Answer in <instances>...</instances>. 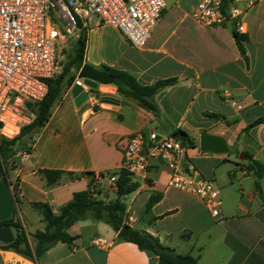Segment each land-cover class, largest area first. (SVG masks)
I'll return each instance as SVG.
<instances>
[{"label": "crops", "instance_id": "obj_1", "mask_svg": "<svg viewBox=\"0 0 264 264\" xmlns=\"http://www.w3.org/2000/svg\"><path fill=\"white\" fill-rule=\"evenodd\" d=\"M200 1L166 0L162 17L143 47L133 46L117 26L101 22L96 15L86 25L82 23L87 31L84 64L130 71L142 84L170 77L178 82L158 93L162 113L156 117L134 102L123 101L114 82L99 83L86 91L87 97L78 99L73 92L75 80L54 106L48 123L34 136L29 156L17 151L15 168L6 170L7 178L0 173V222L14 219L27 233L43 230L45 221L35 211L42 214L35 203H48L57 212L76 191L88 189L91 178L95 196L114 199L116 189L104 186L107 178L97 186L94 176L120 169L128 138L137 131L169 136L182 128L197 143V147L187 146L184 168L216 182L221 215H212L199 195L169 186L172 169L151 158L143 173L133 175L139 188L125 197L129 199L127 222L179 254L197 256L200 264H264V175L260 193L247 159L240 158L249 152L264 163V123L247 128L264 117V0H255L240 17L215 26L201 24L194 16ZM56 18L52 17L61 34L58 43L72 37L75 46L82 27L68 32ZM237 21L243 23L248 36L244 42L248 62L234 37ZM203 130L223 135L230 151H202ZM43 169L65 172L50 186ZM82 172L86 174L78 177ZM234 180H238V189ZM156 192L162 197L146 213ZM10 195L17 199L18 215ZM69 231L78 236L72 244L58 242L38 260L1 249L2 264H158L154 252L121 238L103 221L89 218ZM29 237L35 246L36 239ZM100 238L104 245L98 242Z\"/></svg>", "mask_w": 264, "mask_h": 264}, {"label": "built area", "instance_id": "obj_2", "mask_svg": "<svg viewBox=\"0 0 264 264\" xmlns=\"http://www.w3.org/2000/svg\"><path fill=\"white\" fill-rule=\"evenodd\" d=\"M254 4L255 0H232L226 11L222 0H201L194 16L204 25H222ZM166 6V0H0V138L12 139L35 121L31 105L46 97L48 81L61 71L57 53L61 34L53 13L65 22L68 32L78 29L79 20L86 25L96 15L101 22L117 26L133 46L143 47ZM235 27L244 31L240 21ZM76 83L89 91L82 79L77 78ZM18 155L27 157L29 150ZM186 156L187 146L179 137L137 131L124 146L120 169L136 175L148 168L151 158L160 159L172 169L169 186L199 195L212 215L219 217L222 198L216 182L199 176L196 170L185 173ZM96 177H106L116 188L118 174ZM98 242L105 244L101 238Z\"/></svg>", "mask_w": 264, "mask_h": 264}, {"label": "trees", "instance_id": "obj_3", "mask_svg": "<svg viewBox=\"0 0 264 264\" xmlns=\"http://www.w3.org/2000/svg\"><path fill=\"white\" fill-rule=\"evenodd\" d=\"M224 10H228L232 0H222ZM82 27V22L79 20ZM234 37L240 48V51L249 61L246 54L244 42L248 39L247 34L239 32L236 27L233 28ZM87 45V31L82 27L80 35L71 53L62 63L59 74L48 81L49 90L46 97L31 105L36 113L35 121L23 128L21 133L12 138H0V173L7 178V172L4 166L16 155L17 147H23L30 150V143L34 136L48 123L52 116V111L56 103L61 99L64 91L71 87L84 64V56ZM100 69L108 71L115 78V84L118 87L119 94L125 95L138 101L145 109L151 111L156 117L161 116V108L156 99L158 93L163 89L172 86L178 82V78L170 77L159 79L152 84H142L137 77L130 71L102 64ZM93 90V89H92ZM121 97V96H120ZM123 98V97H121ZM105 99L119 101V98L106 97ZM123 101L128 102L123 98ZM219 117L218 114H215ZM260 123H264V117L258 118L251 122L247 128H251ZM246 128V129H247ZM173 135L179 137L188 147H197L192 135L182 128H178ZM247 168L255 176V184L258 191L262 192L261 179L264 175V163L254 158L246 152ZM42 174L45 176L48 185L57 184L64 170L60 169H43ZM118 174L116 181V197L109 201L98 198L94 195L92 189V178L88 189L76 191L73 198L60 207L55 212L52 206L44 202H36L45 221V229H38L35 232L27 233L23 225L14 219H8L0 222V227L4 225L11 226L15 230V239L8 244L1 242V249L14 250L30 259L38 260L48 249L58 242L72 244L77 235L70 233L69 229L75 223L92 218L97 221H103L116 230L119 236L125 240L136 243L140 249H148L158 256V264H200L199 258L193 254H179L175 249L165 246L159 238L149 232L131 226L127 222V204L125 197L139 188L133 174L125 169H119L114 172ZM85 172L77 174L78 177L85 175ZM162 197V193H153L147 203L146 213H149L153 205ZM31 235L37 243L33 246L30 242ZM0 264H2L0 254Z\"/></svg>", "mask_w": 264, "mask_h": 264}, {"label": "water", "instance_id": "obj_4", "mask_svg": "<svg viewBox=\"0 0 264 264\" xmlns=\"http://www.w3.org/2000/svg\"><path fill=\"white\" fill-rule=\"evenodd\" d=\"M78 77L83 79L84 84L89 86L91 89L98 87L99 83H113L115 78L108 71L94 67L89 63H85L79 73ZM74 94L77 95L78 99L85 98L88 93L83 90L82 86L76 84L73 88ZM121 97L134 102L135 104L143 107L138 101L129 98L125 95L119 94ZM144 108V107H143ZM200 148L204 152H212L218 154H225L230 151V146L227 139L223 135L212 134L206 130L201 132L200 137ZM240 158L247 159L248 156L244 153L240 154ZM15 239V233L11 226L4 225L0 227V241L3 243L13 242Z\"/></svg>", "mask_w": 264, "mask_h": 264}, {"label": "rangeland", "instance_id": "obj_5", "mask_svg": "<svg viewBox=\"0 0 264 264\" xmlns=\"http://www.w3.org/2000/svg\"><path fill=\"white\" fill-rule=\"evenodd\" d=\"M53 17H54V13H53ZM56 19L58 20V22H59L61 27H64L65 29H67V26H66L65 22L61 18H56ZM73 42H74V38L71 37L70 39H68L66 41H60L58 43V45H57V53H58V58L61 61V64L67 58L68 53H71L73 51V48H74V43ZM17 150L21 152V151H24L25 148L17 147ZM0 163H1V161H0ZM15 166H16V161H15V159L13 157L10 160V162L7 165L4 166V170H9L11 168H15ZM184 172L185 173H189L187 168H186V170H184ZM102 180L103 179H100V178H97L96 176H94V181L97 182L96 183L97 186H99L98 184H100V185L102 184V183H99V182H102ZM234 184H235V187L238 189L239 188L238 180H234ZM5 186H9V183L5 182ZM104 186H110V182L108 181V179H106V182H105ZM10 196H12L13 208H14V210L16 212V215H18L19 214V209H18V206H17V201H16L17 199L15 197H13V195H10ZM125 201L128 202L129 199L125 198ZM35 211L38 212V214L40 215L41 218L43 217V215L37 209H35ZM92 220H94V219H92Z\"/></svg>", "mask_w": 264, "mask_h": 264}]
</instances>
